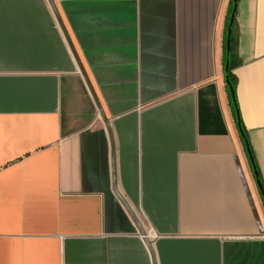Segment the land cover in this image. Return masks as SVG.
<instances>
[{
  "label": "crops",
  "instance_id": "0c3cea01",
  "mask_svg": "<svg viewBox=\"0 0 264 264\" xmlns=\"http://www.w3.org/2000/svg\"><path fill=\"white\" fill-rule=\"evenodd\" d=\"M52 1L112 143L49 1L0 0V264H264L233 0ZM234 20L264 188V0Z\"/></svg>",
  "mask_w": 264,
  "mask_h": 264
},
{
  "label": "water",
  "instance_id": "95a60500",
  "mask_svg": "<svg viewBox=\"0 0 264 264\" xmlns=\"http://www.w3.org/2000/svg\"><path fill=\"white\" fill-rule=\"evenodd\" d=\"M48 1H49L50 5H51V7H52V9H53V11L55 13V15H56V18H57V20H58L61 28L63 29L65 35L67 36V34L65 32V29H64V26H63V24L61 22L60 16H59V14L57 12V9H56L53 1L52 0H48ZM237 3H238V0H233V11H232V14L230 16L229 27H228V30H227V41H226L227 58H226V63H225V73L226 74L229 71V64H230V62H229L228 55H229L230 50H231V33H232V28L231 27H232V24L234 22L235 12H236V9H237ZM67 39H68V36H67ZM68 41H69V44H70V47H71V50H72L73 54L75 55L76 59L78 60V57H77V55L75 53V50L73 48V45H72L71 41L69 39H68ZM78 64H79V68L81 70V73L84 76L85 81H86V83H87V85L89 87V90H90V92H91V94H92V96L94 98V101H95L96 105L98 106L99 111H100V113H101V115H102V117H103V119L105 121L107 130H108V133H109V136H110V140H111V143H112V135H111V132H110V129H109V126H108V122H107V120L105 118V115L103 113V110L100 107L99 100H98V98H97V96L95 94V91H94V89H93L90 81L88 80V77L86 75V72L83 69L82 65L80 64L79 60H78ZM226 83H227L228 88L230 90L231 98H232V101H233V104H234V107H235L236 106V103H235V98H234V90H233L231 81H230V79H229L228 76H226ZM236 114H237V121H238V129H239V132H240L241 136L245 139L244 132H243V130L241 128V125H240V122H239V117H238V112L237 111H236ZM246 146H247V152H248V154L250 156L251 163L253 164V159H252V156H251V152L249 150V147L247 145V141H246ZM112 147H113V144H112ZM254 174H255V177H256L257 185H258L259 190L261 192V195H262V197L264 199V189H263V187L261 185L260 180L257 178V173L255 172V170H254ZM115 176L116 175H115V167H114V159H113V181H114V191H115V194L120 199V201L123 203L125 209L128 211V213L132 217V219H133V221H134V223H135V225H136V227L138 229L139 234L144 238L145 242L147 243L148 247L150 248L151 247L150 242L148 241L147 235H146L145 231L142 229V227H141V225H140V223H139V221H138L135 213H133V211L128 207V205L124 202V200L120 197V195L116 191V187H115Z\"/></svg>",
  "mask_w": 264,
  "mask_h": 264
},
{
  "label": "trees",
  "instance_id": "16d2710c",
  "mask_svg": "<svg viewBox=\"0 0 264 264\" xmlns=\"http://www.w3.org/2000/svg\"><path fill=\"white\" fill-rule=\"evenodd\" d=\"M232 11H233V2H232V7H231V10H230V16H231V14H232ZM230 20V19H229ZM235 21V20H234ZM228 27H229V25H228ZM234 27H235V23L233 22V24H232V33H231V35L234 33ZM232 39V38H231ZM232 52V47H231V50H230V53ZM225 63H226V61H225ZM234 67V65L233 64H231V62H230V64H229V71L227 72V76L229 77V79H230V81H231V84H232V87H233V90H234V98H235V103H236V96H235V78L233 77V75L231 74V70H232V68ZM235 109H236V111L238 112V108H237V103H236V106H235ZM238 117H239V122H240V125H241V128H242V130H243V132H244V135H245V140L247 141V136H246V134H245V129H244V126H243V124H242V122H241V117H240V115H239V112H238ZM247 145H248V141H247ZM253 169L255 170V172L257 173V178L260 180V178H259V175H258V170H257V168H256V166H255V164H254V161H253ZM260 182H261V180H260ZM262 185V184H261ZM263 187V186H262ZM264 189V188H263Z\"/></svg>",
  "mask_w": 264,
  "mask_h": 264
}]
</instances>
